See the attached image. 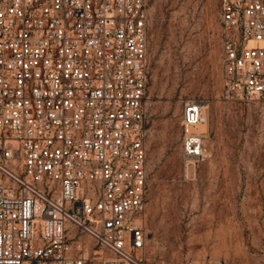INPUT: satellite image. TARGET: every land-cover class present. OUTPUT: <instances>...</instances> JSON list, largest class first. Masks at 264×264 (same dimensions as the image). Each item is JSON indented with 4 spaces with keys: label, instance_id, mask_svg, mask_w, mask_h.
<instances>
[{
    "label": "built area",
    "instance_id": "built-area-1",
    "mask_svg": "<svg viewBox=\"0 0 264 264\" xmlns=\"http://www.w3.org/2000/svg\"><path fill=\"white\" fill-rule=\"evenodd\" d=\"M219 4L223 98L264 100V0ZM147 24V0H0V264H144Z\"/></svg>",
    "mask_w": 264,
    "mask_h": 264
},
{
    "label": "rangeland",
    "instance_id": "rangeland-1",
    "mask_svg": "<svg viewBox=\"0 0 264 264\" xmlns=\"http://www.w3.org/2000/svg\"><path fill=\"white\" fill-rule=\"evenodd\" d=\"M219 2L147 0L144 264H264V100L223 98ZM190 98L207 103L194 168L181 150Z\"/></svg>",
    "mask_w": 264,
    "mask_h": 264
},
{
    "label": "bare ground",
    "instance_id": "bare-ground-1",
    "mask_svg": "<svg viewBox=\"0 0 264 264\" xmlns=\"http://www.w3.org/2000/svg\"><path fill=\"white\" fill-rule=\"evenodd\" d=\"M202 126H204V125H202ZM202 126H201V127H202Z\"/></svg>",
    "mask_w": 264,
    "mask_h": 264
}]
</instances>
